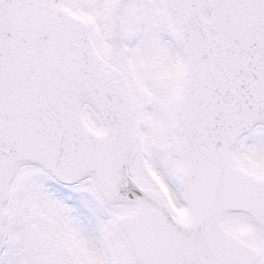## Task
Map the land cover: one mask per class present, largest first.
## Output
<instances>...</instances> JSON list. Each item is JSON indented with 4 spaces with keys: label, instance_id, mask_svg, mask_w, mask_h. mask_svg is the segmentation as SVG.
Listing matches in <instances>:
<instances>
[{
    "label": "snow or ice",
    "instance_id": "obj_1",
    "mask_svg": "<svg viewBox=\"0 0 264 264\" xmlns=\"http://www.w3.org/2000/svg\"><path fill=\"white\" fill-rule=\"evenodd\" d=\"M0 264H264V0H0Z\"/></svg>",
    "mask_w": 264,
    "mask_h": 264
}]
</instances>
